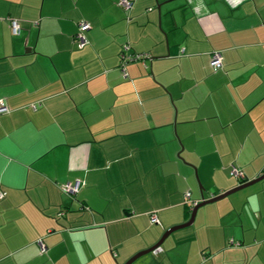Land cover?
Returning a JSON list of instances; mask_svg holds the SVG:
<instances>
[{"label": "crops", "instance_id": "obj_1", "mask_svg": "<svg viewBox=\"0 0 264 264\" xmlns=\"http://www.w3.org/2000/svg\"><path fill=\"white\" fill-rule=\"evenodd\" d=\"M118 2L0 0V264H264V178L155 247L264 174V0Z\"/></svg>", "mask_w": 264, "mask_h": 264}, {"label": "built area", "instance_id": "obj_2", "mask_svg": "<svg viewBox=\"0 0 264 264\" xmlns=\"http://www.w3.org/2000/svg\"><path fill=\"white\" fill-rule=\"evenodd\" d=\"M119 6H121L123 8V10H128L131 6V2L130 0H119L118 2ZM90 24L86 21H79L77 24V32L74 36L75 40L78 43V47L82 48L84 45L87 44V40L84 37L83 32L87 29H89ZM10 28L12 30V32L14 34H18L19 33V25L16 22V20H11L10 21ZM129 49L127 44H123L121 47V50L119 52V60H120V67H121V72L123 75H126L125 72L123 71V66L125 63L132 61V60H136V59H140L143 60V57H148L146 54L143 55H131V53H127V50ZM143 58V59H142ZM210 66L212 68L213 71H217L219 69H221L222 67V55L219 51H213L210 54ZM8 112V108L5 105L3 100H0V115L3 113ZM230 175L236 178H240L243 177V173L241 170L237 169L236 167L232 166L230 171H229ZM81 186V182H79L78 180L74 181V182H67L65 184H63L61 186L62 190L64 193L69 194V195H75L79 188ZM3 196V192L0 191V198ZM186 197L189 196V193L185 194ZM83 206H81L82 208ZM149 218L150 221L152 223H158V218L156 216V214L154 212L149 214Z\"/></svg>", "mask_w": 264, "mask_h": 264}, {"label": "water", "instance_id": "obj_3", "mask_svg": "<svg viewBox=\"0 0 264 264\" xmlns=\"http://www.w3.org/2000/svg\"><path fill=\"white\" fill-rule=\"evenodd\" d=\"M262 178H264V174L261 175V176H259L258 178L254 179V180H251V181H249V182H246V183L240 184V185H238V186L232 188V189L229 190L228 192H224V193H222V194H220V195L214 196V197H212V198H210V199H207V200H204V199L201 200L199 203H197V204H195V205L193 206V208H192V210H191V214H190V218H189V220H188L186 223H184V224H181V225H179V226H175L174 228H171V229L167 230V231L162 235V237L160 238V240L156 243L155 247L158 246V245L163 241V239H164V238H165V237H166L171 231H173V230H175V229H178V228H182V227H185V226L190 225V224L192 223L193 219H194V216H195V213H196V210H197L198 207H200V206H202V205H204V204H206V203H210V202H213V201L219 200V199L225 197L226 195H228V194H230V193H232V192H234V191H236V190H239V189H241V188H243V187H245V186H248V185H250V184L254 183L255 181H258V180H260V179H262ZM134 259H135V258H133L132 260H130V261H129L128 263H126V264H130Z\"/></svg>", "mask_w": 264, "mask_h": 264}, {"label": "trees", "instance_id": "obj_4", "mask_svg": "<svg viewBox=\"0 0 264 264\" xmlns=\"http://www.w3.org/2000/svg\"><path fill=\"white\" fill-rule=\"evenodd\" d=\"M129 47V46H128ZM121 50V49H120ZM127 53H131V55L133 54V55H143L142 53H136V52H134V51H131L130 50V47H129V49L127 50ZM118 55H119V53H118ZM143 59V58H142ZM136 60H140V59H136ZM136 60H132V61H136ZM186 207H188V206H186Z\"/></svg>", "mask_w": 264, "mask_h": 264}]
</instances>
